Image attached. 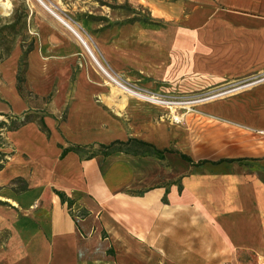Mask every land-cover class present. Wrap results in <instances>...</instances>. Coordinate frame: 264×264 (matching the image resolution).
Instances as JSON below:
<instances>
[{
  "label": "crops",
  "instance_id": "crops-1",
  "mask_svg": "<svg viewBox=\"0 0 264 264\" xmlns=\"http://www.w3.org/2000/svg\"><path fill=\"white\" fill-rule=\"evenodd\" d=\"M2 1L9 24L24 9L27 42L0 61V115L31 118L0 146V264H234L247 255L264 264V81L178 126L96 63L152 92L239 85L264 74V0H139L150 22L104 29L75 19L91 13L90 0ZM74 20L94 56L65 23ZM22 66L41 107L20 96ZM130 138L175 153H96ZM76 146L83 151L63 154ZM181 153L233 161L196 167Z\"/></svg>",
  "mask_w": 264,
  "mask_h": 264
},
{
  "label": "rangeland",
  "instance_id": "rangeland-1",
  "mask_svg": "<svg viewBox=\"0 0 264 264\" xmlns=\"http://www.w3.org/2000/svg\"><path fill=\"white\" fill-rule=\"evenodd\" d=\"M146 1V0H145ZM90 5L93 7L91 9V13H89L88 10L82 11L79 13L75 19H81L85 18L90 21H93L96 26H99V28L104 29L106 27H119L121 25L131 23L134 21H142V22H150L151 21V11L149 9V6L145 5V3L140 2L139 0H126L124 3L119 2L118 0H90ZM24 9L20 8L19 12L15 13L18 20L15 21L12 24H9L8 22H4L0 19V61L8 57L10 54V51L13 48L14 43L21 41V42H27V34L25 33V25L21 22L22 15L24 14ZM106 12L107 15L101 14L100 12ZM98 12V13H96ZM73 23L76 26H73L71 23H69L71 26H73L85 39V43L91 48V45L89 41L85 38L82 31L77 29L78 24L73 21ZM85 46V45H84ZM93 52V50H92ZM24 66H22L23 68ZM127 79V78H126ZM1 84V83H0ZM116 87V86H114ZM122 91L121 88L117 87ZM23 95H20L25 102H27L29 105L34 104L35 106L41 107L42 103H44L42 100L36 98L31 92L28 91V89L23 84ZM150 91V90H149ZM157 94L164 95L170 98H174L176 102H178L180 105L173 106L169 108L168 106H155L151 105L145 102H141L139 100H136V102H139L142 105L153 107L159 110L161 113L159 116H156L158 120H163L171 124L181 125L184 123V119L186 120V114L194 113L198 111V108L200 106H203L204 104H207L208 102H212L214 100H218L220 98H231L238 95V80H234L233 82H229L226 85L205 89V90H199V91H193L188 93H173V94H167L163 92H156ZM122 93L129 97L124 91ZM131 98V97H129ZM133 99V98H132ZM183 102H186L183 104ZM3 117H0V122L7 121L8 118L4 117V115H0ZM200 118H197V122ZM191 121V119H189ZM6 132V129L3 128L2 131L0 130V146L4 145L6 143L5 138L3 134ZM7 238V235L4 232L0 233V244L4 243ZM242 262L234 263V264H257L254 261V258L251 256H242L241 257ZM153 264V263H151ZM167 264V263H163ZM197 264V263H195ZM212 264H233L228 262H217ZM260 264V263H259Z\"/></svg>",
  "mask_w": 264,
  "mask_h": 264
},
{
  "label": "trees",
  "instance_id": "trees-1",
  "mask_svg": "<svg viewBox=\"0 0 264 264\" xmlns=\"http://www.w3.org/2000/svg\"><path fill=\"white\" fill-rule=\"evenodd\" d=\"M24 73H25V68H20L19 71V77H18V91L21 95H23V83H24ZM8 118L7 121H3L0 122V129L5 128L6 130H15L18 127H20L21 125H23L24 123H26L31 116L29 114H24L21 116H17V115H10V116H5ZM42 128H44L42 126ZM68 151H76V152H82L83 148L76 146V147H72L70 149H66L64 151V155L68 152ZM116 152H126L135 156H149V157H155L158 158L160 160H164L165 159V154L166 153H175V151L173 149H164V150H159L157 149L155 146H153L152 144L146 143L144 141L138 140L136 138H130L127 141H114L108 145H100L98 148V151L96 153H98L99 155H102L104 157H108L109 155L116 153ZM93 153V154H96ZM181 158L187 162H189L191 165L199 167L202 165H205L206 163H212L214 165H218L220 163L223 162H232L233 160L231 159H227V160H220L217 162H211L208 160H200L198 162H194L192 160V158H190L189 156L185 155V154H180ZM5 155L1 154L0 155V162L2 161L3 157ZM3 167V164L0 163V169ZM62 203H67L69 208H72L74 201L69 199L68 197H66V195L60 191L56 192Z\"/></svg>",
  "mask_w": 264,
  "mask_h": 264
},
{
  "label": "built area",
  "instance_id": "built-area-1",
  "mask_svg": "<svg viewBox=\"0 0 264 264\" xmlns=\"http://www.w3.org/2000/svg\"><path fill=\"white\" fill-rule=\"evenodd\" d=\"M77 28L82 30L80 27H77ZM97 64L110 84H113L114 86L121 88L127 95H129L133 99H136V100H139L141 102H145L151 105H155V106H168L169 108L180 105L178 102H176V100H174V98H170V97L146 90L142 88L141 86L135 83L129 82L126 79L122 78L121 76L112 73L110 70L100 65L99 62ZM262 81H264V74L251 78L249 80H245L241 82L238 85V87L240 88V87H245V86H251V85H254ZM185 103L186 102H183V104Z\"/></svg>",
  "mask_w": 264,
  "mask_h": 264
},
{
  "label": "bare ground",
  "instance_id": "bare-ground-1",
  "mask_svg": "<svg viewBox=\"0 0 264 264\" xmlns=\"http://www.w3.org/2000/svg\"><path fill=\"white\" fill-rule=\"evenodd\" d=\"M0 6L3 8H7L9 6V3H7L6 1H2L0 0ZM67 24V26L74 32V34L78 37V39L83 43V45H85L87 51L93 55L92 49H90V47L85 43V39L82 37V35L70 24H68L67 22H65ZM65 24V25H66ZM94 56V55H93ZM97 61V59H95ZM99 61H97L98 63ZM101 65V64H100ZM123 91V90H122Z\"/></svg>",
  "mask_w": 264,
  "mask_h": 264
}]
</instances>
